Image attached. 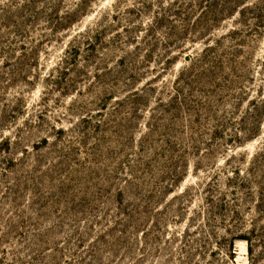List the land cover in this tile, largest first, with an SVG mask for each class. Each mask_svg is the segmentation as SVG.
I'll list each match as a JSON object with an SVG mask.
<instances>
[{
    "label": "rangeland",
    "instance_id": "rangeland-1",
    "mask_svg": "<svg viewBox=\"0 0 264 264\" xmlns=\"http://www.w3.org/2000/svg\"><path fill=\"white\" fill-rule=\"evenodd\" d=\"M0 264H264V0H0Z\"/></svg>",
    "mask_w": 264,
    "mask_h": 264
}]
</instances>
